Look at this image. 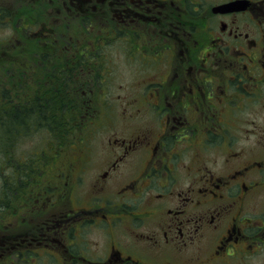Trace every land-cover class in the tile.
<instances>
[{
	"label": "flooded vegetation",
	"instance_id": "1",
	"mask_svg": "<svg viewBox=\"0 0 264 264\" xmlns=\"http://www.w3.org/2000/svg\"><path fill=\"white\" fill-rule=\"evenodd\" d=\"M42 1H46L45 12L54 16L48 22L44 13L45 24L27 27L28 36L41 40L37 44L43 47L34 53L40 57L37 66L40 69L51 57L50 51L68 53L64 61L59 56L58 73L47 72L52 74L51 79L46 74L48 82H67L65 77L81 72L83 50L95 54L92 43L88 47L74 43L71 50L63 39L53 38L60 34L55 25L69 29L74 24V33L80 34L84 26L98 20L106 25L100 29L111 33L109 38L129 35V43L139 41L136 50L143 57L142 47L148 65H163L168 75L153 82L143 80L149 85L139 97L145 108L152 107L158 130L141 129L136 138L123 136L110 142L120 152L100 178L104 181L120 159L127 163L121 179L127 177L117 191L119 201L74 207V202L64 203L59 196L39 195L27 206L29 219L18 218L0 228V264L7 260L34 264L35 258L53 264H254L264 260V146L260 147L264 128L257 129L252 119L246 122L245 130L251 129L259 138L250 148L252 155L247 149L242 162L236 152L227 158L222 155L233 140L228 144L222 131L229 132L226 126L243 120L233 117L236 110L249 113L260 101L264 108V100L254 98L264 99V91L260 92L264 0ZM62 89L61 85L63 94ZM210 152L213 161L223 156L225 163L234 164L233 169L220 173L193 167L198 155L205 165ZM180 161L185 164L180 166ZM85 162L83 158L70 165V173L78 177ZM181 167L184 182L179 183L175 174ZM123 222L129 225L123 231L133 241L113 239L115 227ZM144 223L153 230L136 232L135 227ZM101 224L109 239L104 250L95 251L97 243L86 235L90 236L91 226ZM129 248L137 254L129 253Z\"/></svg>",
	"mask_w": 264,
	"mask_h": 264
},
{
	"label": "rangeland",
	"instance_id": "2",
	"mask_svg": "<svg viewBox=\"0 0 264 264\" xmlns=\"http://www.w3.org/2000/svg\"><path fill=\"white\" fill-rule=\"evenodd\" d=\"M45 5L46 1L42 0H35V2L34 0H0V79L2 86L28 98L34 97L40 89L41 83L49 87L51 85L55 87L59 84V82L47 83L48 79L44 76L51 71L58 73V70H52L57 65L51 66V64L57 62L59 56L66 59L68 54H64L61 49L50 51L51 57H46L47 59L44 60L40 69L36 67L40 57L34 56V53H37L41 46L32 40L33 36H28V31L31 29L27 27L35 28L39 23L45 24L44 13L47 21L50 22V18L54 15L49 16L45 12L47 9ZM7 15H9L8 18H6ZM35 21L38 23L33 24ZM42 25H39L38 28ZM73 25L69 29H64L62 25L58 28V25H55L56 31L60 30V34L53 35V38L63 39L64 43L70 42L71 50L75 48L71 43L72 38L75 39L74 43H81L82 47H88L92 43L95 54L89 55L87 50H83L86 55H81V72H73L71 78L65 77L67 82L63 81L62 83L64 93L61 95L64 97L63 105H66L63 114L67 125L64 132H59V138L55 135L57 129L51 131L41 127L28 129L18 136L14 144L15 159L17 158L18 162L23 163L28 172L33 174L35 184L32 185L29 195H23L13 203L16 211L19 210L18 214L16 211L13 214L12 210L9 213L2 212L3 217H5L3 218L1 215L0 224L2 223V225L15 224L16 220L22 217H25L23 220L29 219L31 216L26 214L28 212L27 206L34 203L33 197L39 195L43 197L45 193L47 197H61L64 203L70 200L74 203L67 204L74 207H79V203L84 205L96 201L105 202L109 206L113 202H118L119 192L117 191L123 186L127 177L121 179L122 173L128 170L127 163H123L120 159L117 167L110 172L104 181L100 178L103 170L111 164L120 152L119 148L116 147L117 145H111L110 142L119 140L118 138L123 136L136 138L141 129L153 132L158 130V122L153 120L152 107L145 108L139 97L149 85L143 80L153 82L156 77L159 80L161 76L168 75L165 67L159 65L158 68H155L153 64L148 65V58L141 51L142 47L139 46V51L143 57L136 50L138 48L135 45H140V42L132 41L129 43L131 36L119 35L109 38L108 35L111 33L107 29L106 31L100 29V27L106 26L100 20L84 26L80 34L74 33ZM77 27L78 25H76ZM36 37L44 39L40 36ZM134 39L138 40L137 36H134ZM51 59L52 62L49 63ZM29 64L33 68H27L26 66ZM19 67L24 71L20 70ZM15 73L16 77H14ZM60 76L63 77L62 73ZM76 76L78 78H75ZM263 91L264 83H262L260 92ZM254 98L264 100L258 95H255ZM260 102L257 103V106L252 107L249 113L235 109L237 113L233 117L242 116L243 120L237 121L235 126H226L229 127V132L227 130L222 131L225 136L227 135L226 142L228 144L229 139H233L231 145L225 147L226 154H222L225 158L231 152H236L239 154L237 160L242 162L243 158L246 157L247 149L248 155H252L250 148L254 146L255 138L259 137H255L251 129L246 131L245 125L246 128H249L247 123L249 119H252L257 129L264 128V108L260 106ZM233 106L235 107V105ZM95 107H97V113L92 116L96 110ZM221 110L224 112L223 109ZM82 112L83 115H81ZM224 118L227 119L226 116ZM241 123L242 126H240ZM263 146L264 142L260 147ZM198 156L195 158L194 168L196 165L205 166L211 172L219 171L221 173L234 167L233 163H225L223 156H218L213 161V152L209 153L210 158L208 156L204 159L205 165H203L202 156ZM83 158L86 162L81 173L78 177L72 175L70 173L71 166L76 165L77 161L79 162ZM182 164L185 163L179 165L182 166ZM15 169L12 167L5 168L4 172L6 173L4 174L11 171V174L20 175L14 171ZM183 172L181 167L175 174L179 176V183L184 182L181 178ZM94 184L96 187L93 186ZM54 202L57 200L54 199ZM149 224L144 223L135 227L136 232L146 234L149 230H153ZM104 226L102 224L93 225L90 227V236L86 235L92 244L97 243V246L94 247L95 251L104 250L105 243L109 239ZM124 226L129 225L127 222H123L122 226L117 225L115 227L113 239L116 241H133L131 236L123 231ZM4 234L7 235L8 233ZM128 251L132 255L137 254V251L132 248H129ZM19 262L20 264H27L23 261ZM33 263L53 264L46 258H35ZM5 264H9V261H5ZM254 264H264V260L259 258Z\"/></svg>",
	"mask_w": 264,
	"mask_h": 264
},
{
	"label": "trees",
	"instance_id": "3",
	"mask_svg": "<svg viewBox=\"0 0 264 264\" xmlns=\"http://www.w3.org/2000/svg\"><path fill=\"white\" fill-rule=\"evenodd\" d=\"M33 41L36 44L41 42V40L37 39ZM74 42L75 39L72 38L71 43L74 44ZM69 43H65L67 48ZM39 49L43 50L41 47ZM54 65H57V67L55 66L52 69L58 70V65L60 64L55 62ZM26 67L33 68L31 64ZM36 67L37 69L39 68L38 66ZM19 69L24 71L20 67ZM47 75L49 79L52 78V74L49 76V73H47ZM14 77H16V73ZM44 78L47 79L46 75ZM54 81H51V83ZM61 85V81L54 88L52 85L49 87L41 83L40 89L35 93L34 97L28 98L11 91L10 88L3 87L0 79V220H2L1 215L4 211L9 213L12 210L13 214H15L16 207L13 203L18 198L20 199L21 196L29 195L32 185L35 184L33 174L28 172L27 167L23 163L18 162L17 158L15 159L14 144L18 136L28 131V129L41 127L51 131L57 129L55 135L59 138V132H64L66 129L67 122L64 120L65 115L63 114L66 105H63L64 97L61 95ZM66 120L69 122L68 119ZM9 167L16 168L14 171H19L20 175L11 174V171L8 174H4L6 173L4 169ZM45 194H43V197L46 196ZM36 198L33 197L32 199L35 200ZM18 213L19 210L16 211V214ZM1 227L2 223L0 224Z\"/></svg>",
	"mask_w": 264,
	"mask_h": 264
}]
</instances>
